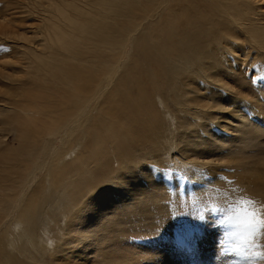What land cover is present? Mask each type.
<instances>
[{
  "label": "rangeland",
  "instance_id": "374dc122",
  "mask_svg": "<svg viewBox=\"0 0 264 264\" xmlns=\"http://www.w3.org/2000/svg\"><path fill=\"white\" fill-rule=\"evenodd\" d=\"M38 1L47 0H0V238L21 216L22 205H7V199L24 203L21 194L27 193L38 202L47 199L41 217L50 221L54 250L64 241L65 223L76 207L91 197L93 210L83 213L80 227L73 226L88 237L71 235L69 228V240L79 243L68 248V259L52 260L49 249L36 264H264V224L251 237L254 246L245 249L262 255L244 256L232 248L247 233L241 232L230 247L222 241L236 228L221 223L228 217L242 219L238 210L243 207L264 219V179L258 178L264 175V0H249L248 19L240 26L216 20L225 29L209 43L212 53L202 60L203 70L189 64L172 71L167 61L159 64V52L141 31L137 48L118 45L111 84L114 110L92 111L91 128L103 124L94 127L95 136L78 128L83 130L79 145L89 142L79 151L66 127L47 134L48 117L34 103L38 90L44 92L40 98L52 95L53 60L44 66L46 60H37L30 69L21 57L25 39L44 42L52 57L60 51L57 41L74 34L54 7L47 10ZM48 12L58 28L43 21ZM41 34H48V41ZM141 46L146 58H141ZM105 71L99 70V90L91 99L99 107L109 90ZM48 148L63 161L76 155L73 163L60 165L65 189L43 187V166L36 175L27 174L35 154L42 151L45 158ZM241 198L255 203L241 206Z\"/></svg>",
  "mask_w": 264,
  "mask_h": 264
},
{
  "label": "bare ground",
  "instance_id": "6f19581e",
  "mask_svg": "<svg viewBox=\"0 0 264 264\" xmlns=\"http://www.w3.org/2000/svg\"><path fill=\"white\" fill-rule=\"evenodd\" d=\"M60 1L47 0L46 4L40 1L38 3L40 6L46 7L47 10L50 7H54L57 14H60L68 21L67 26L74 29V34L65 33L63 39L57 41L60 51L56 52L52 57L46 55L50 50L45 46L44 42L35 43L31 39H25L27 44L20 45V53L21 57L27 60L25 64L30 69L35 68L37 60L40 63L42 60H46L41 66L48 62L51 63L50 59L53 60L51 77L55 86L51 88L52 95L47 98H40L42 97V94H40L42 91L38 90L36 98L39 101L34 103H36L39 111L44 112L45 116L48 117L46 121L47 134L53 135L59 128L66 127L70 136H73L74 147L77 151L81 147L89 145L86 140L83 141L81 146L79 145L82 141L83 130L78 128H84L87 135L95 136L94 127L103 124L96 122L94 127L91 128L90 123L94 122L93 119H90L92 111L98 110L100 113L108 114L114 110L111 103L113 99L111 84L113 82L114 69L117 66V55L121 53V49H115L118 45L127 47V44L131 43L132 48L134 46L137 48V35L141 31L147 40L154 43L153 50L159 52V64L167 61L172 71H176L180 67L185 68L189 64H196L197 68L203 70L202 60L212 53L209 43L211 41L215 42L216 36L223 33L225 29L216 20L226 19L240 26L243 20L248 19L249 13V0ZM58 3L65 4L73 13H69L67 8L60 7ZM47 14L50 16L44 15L43 21L52 23L49 18L53 14L51 12ZM70 17L71 19H69ZM52 24L55 28H58L56 24ZM37 27L39 28L41 25ZM3 33H8V31L4 30ZM41 35L43 41H48V34ZM230 35L232 34H228V36ZM252 36L256 37L255 33L252 32ZM141 52V58H146L149 55L142 46ZM103 68L106 69L105 82L109 90L105 105L99 107L97 102H92L91 99L98 93L99 88L97 86L101 82L99 70ZM40 80L44 82L46 77ZM154 81V77H150L149 83L153 84ZM58 85L61 86L60 89L55 88ZM139 92L141 96L145 97L142 90H139ZM27 101L30 102V99ZM41 102H46L45 107ZM10 103L18 106L15 100H10ZM34 103L28 106L19 105V107L20 109H27ZM12 121L17 122L18 118L15 116ZM36 134H41V132ZM42 154V151L35 154L37 155L36 161L31 162L30 172L27 174L32 175L35 173L36 175V169L43 166L46 168L44 174H42L43 181L46 182L43 187L65 189L66 185L62 182L63 178L58 177V172L63 169L60 165L67 166L69 163H73L76 155H74L72 160L63 161L58 156L54 157L55 154L52 148L46 150L45 158L41 157ZM77 158H80V153H78ZM203 162L208 161L205 160ZM258 178L264 179V175H260ZM33 196L27 193L21 194V199L25 201L24 203L20 202L21 204L7 199V205H22V208L19 212L21 216H17L12 220L13 231L11 233L4 232L0 238V264H27V262L22 261L24 258L26 261L29 259V264H36L39 261V257L42 256L41 252L49 251V249H52L51 252L49 251L52 260L68 259V248H72L73 245L79 243L77 240H69L71 237L69 228L73 230L71 235L80 236L79 234L83 233V240L88 237L87 231L76 230L73 226L80 227L82 225L77 223V221L85 218L83 213L93 210L92 201L94 199L91 201V197L85 198V201H88L86 205L84 203V206L76 207L75 210L72 208L74 213H72L71 218H67L64 229L66 232L63 231L62 234L64 241L62 239L60 246L58 248L54 247L53 250V247H51L53 243L52 236L49 235L50 229H48L50 221H43L41 217L46 216L47 212L41 211L44 210L47 199H42L38 202L37 198ZM56 230L59 232V229L56 228ZM57 234L59 235V233ZM57 234L55 233V237L58 236ZM88 239L85 241L88 242ZM89 244H82V249L84 248L83 246ZM56 251H58V254L55 253ZM56 262L61 264L58 261ZM73 262L76 263L77 261ZM67 264L71 263L68 262Z\"/></svg>",
  "mask_w": 264,
  "mask_h": 264
},
{
  "label": "snow or ice",
  "instance_id": "6c2138e0",
  "mask_svg": "<svg viewBox=\"0 0 264 264\" xmlns=\"http://www.w3.org/2000/svg\"><path fill=\"white\" fill-rule=\"evenodd\" d=\"M254 203V201L245 198H241L238 201V204L241 206L253 205ZM238 211H242V219L238 216L237 218L228 217L226 221H221V223H230L236 228V231L226 233L225 239L222 241V243L229 244L231 247V241L239 240L240 233L246 232L247 237L245 240L234 246L232 250L238 251L244 256H261V253H252L250 251H245V249H251L254 246L251 237L256 233L259 226L264 224V219L257 215L255 209L249 211L247 207H243Z\"/></svg>",
  "mask_w": 264,
  "mask_h": 264
}]
</instances>
